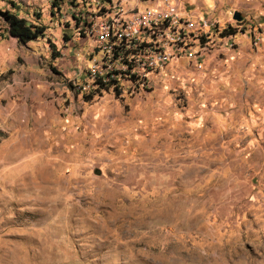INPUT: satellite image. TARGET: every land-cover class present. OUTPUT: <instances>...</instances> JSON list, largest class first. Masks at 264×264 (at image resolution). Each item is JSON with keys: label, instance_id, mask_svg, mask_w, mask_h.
<instances>
[{"label": "rangeland", "instance_id": "rangeland-1", "mask_svg": "<svg viewBox=\"0 0 264 264\" xmlns=\"http://www.w3.org/2000/svg\"><path fill=\"white\" fill-rule=\"evenodd\" d=\"M10 1L46 31L0 16V264H264V0H179L205 54L95 91L93 0Z\"/></svg>", "mask_w": 264, "mask_h": 264}, {"label": "built area", "instance_id": "built-area-1", "mask_svg": "<svg viewBox=\"0 0 264 264\" xmlns=\"http://www.w3.org/2000/svg\"><path fill=\"white\" fill-rule=\"evenodd\" d=\"M148 2L155 6L129 10L121 0H93L94 17L77 31L92 42L86 69L92 87H145L149 75L171 61L205 54L206 47L193 52L192 43L207 35L215 21L181 12L179 0Z\"/></svg>", "mask_w": 264, "mask_h": 264}, {"label": "trees", "instance_id": "trees-1", "mask_svg": "<svg viewBox=\"0 0 264 264\" xmlns=\"http://www.w3.org/2000/svg\"><path fill=\"white\" fill-rule=\"evenodd\" d=\"M13 12L11 11H0V16L3 21L7 25L6 32L16 38L19 44L25 45L32 41H37L40 38L45 36L46 27L39 23L40 16L39 13L34 12L35 21H30L27 18L20 17L18 14L19 5L10 1ZM63 4V0H52L51 6L52 9L58 10L61 8ZM75 6V5H74ZM82 15V13H81ZM73 19L76 21L77 25L82 23L83 25H87L86 20L80 16H73ZM83 21V22H82ZM68 39V38H66ZM110 86L99 85L94 87L92 91L106 89ZM117 91V90H116ZM118 92V91H117Z\"/></svg>", "mask_w": 264, "mask_h": 264}, {"label": "crops", "instance_id": "crops-1", "mask_svg": "<svg viewBox=\"0 0 264 264\" xmlns=\"http://www.w3.org/2000/svg\"><path fill=\"white\" fill-rule=\"evenodd\" d=\"M13 2V1H12ZM121 2H122V5H124V7L126 8V9H133V8H138V9H140V5H141V3H149L148 1H145V0H121ZM143 9V8H142ZM183 13H185V11L183 10L182 11ZM16 39V38H15Z\"/></svg>", "mask_w": 264, "mask_h": 264}, {"label": "water", "instance_id": "water-1", "mask_svg": "<svg viewBox=\"0 0 264 264\" xmlns=\"http://www.w3.org/2000/svg\"><path fill=\"white\" fill-rule=\"evenodd\" d=\"M233 19L236 20V21H239L240 20V16H239V13L238 12H235L233 14Z\"/></svg>", "mask_w": 264, "mask_h": 264}]
</instances>
